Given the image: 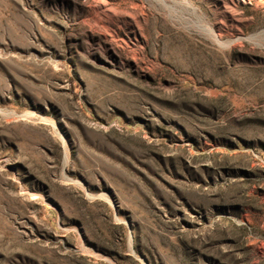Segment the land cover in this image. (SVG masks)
I'll use <instances>...</instances> for the list:
<instances>
[{"label": "rangeland", "instance_id": "374dc122", "mask_svg": "<svg viewBox=\"0 0 264 264\" xmlns=\"http://www.w3.org/2000/svg\"><path fill=\"white\" fill-rule=\"evenodd\" d=\"M0 264H264V0H0Z\"/></svg>", "mask_w": 264, "mask_h": 264}]
</instances>
